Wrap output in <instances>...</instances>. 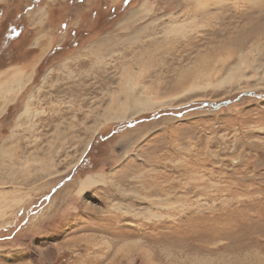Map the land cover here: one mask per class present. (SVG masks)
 I'll return each instance as SVG.
<instances>
[{
    "label": "rangeland",
    "instance_id": "374dc122",
    "mask_svg": "<svg viewBox=\"0 0 264 264\" xmlns=\"http://www.w3.org/2000/svg\"><path fill=\"white\" fill-rule=\"evenodd\" d=\"M146 1L0 3V264H264V0Z\"/></svg>",
    "mask_w": 264,
    "mask_h": 264
},
{
    "label": "bare ground",
    "instance_id": "6f19581e",
    "mask_svg": "<svg viewBox=\"0 0 264 264\" xmlns=\"http://www.w3.org/2000/svg\"><path fill=\"white\" fill-rule=\"evenodd\" d=\"M148 1V0H147ZM146 1V2H147ZM144 3H142L141 5H140V7H141V9H143L144 8ZM140 7L138 8V10H132L131 9V11H129V13H128V15H127V17H126V20L128 19H130V18H135V17H137L138 16V14H139V12L141 11V9H140ZM143 11H144V9H143ZM168 31H171V30H168ZM134 38V37H133ZM133 38H128V40H131V39H133ZM9 69V68H8ZM21 74V79H22V77L24 76V72H23V70L21 69V68H19V67H10V69L8 70V73H7V76L11 79V84L10 85H7V89H5V91L3 92V94H6V93H11L12 94V97L14 96V95H16V93H18L21 89H22V87L28 82V80L30 79V77H31V73H29L27 76H25V78H27V80L25 81V82H20V79H19V76H18V74ZM227 77V76H226ZM133 77H131V79H132ZM19 79V80H18ZM128 80H130V79H128ZM229 80V79H228ZM5 81V80H4ZM14 82V83H13ZM128 84H130V81H128L127 82ZM2 84V82L0 83V85ZM134 85H133V83L131 84V86L129 87V88H131V87H133ZM11 91V92H10ZM0 92H2V91H0ZM11 97V98H12ZM2 98H5V95L2 97ZM11 98H9V99H6V100H10ZM152 98V97H151ZM150 98V99H151ZM149 99V98H148ZM133 101V100H132ZM28 103H26L25 105V109H28L27 107H28V105H27ZM156 104V102H153V101H151V100H143V101H138V102H135L134 104H133V106L130 108V107H121V108H119L115 113H113V114H111V115H109V120L110 119H117V120H121V119H124V118H126V114L128 113H130V114H132V113H138V112H142V111H150L152 108H153V105H155ZM2 111V112H1ZM0 112L1 113H3V110L2 109H0ZM101 180H99V179H96L95 177H93L92 175H86L84 178H82L81 180H80V183H79V186H78V190L80 191V190H82V188H84L86 185H89V184H95V183H98V182H100Z\"/></svg>",
    "mask_w": 264,
    "mask_h": 264
},
{
    "label": "trees",
    "instance_id": "16d2710c",
    "mask_svg": "<svg viewBox=\"0 0 264 264\" xmlns=\"http://www.w3.org/2000/svg\"><path fill=\"white\" fill-rule=\"evenodd\" d=\"M2 14L1 6H0V15ZM9 14L2 19L0 24V39L4 38L5 45H0V51L7 49L9 45L16 43L15 39L20 36L22 29H24L20 24H14L10 22ZM14 45V44H13ZM2 53V52H1ZM18 58L14 56L11 60H17ZM7 65V63L5 64Z\"/></svg>",
    "mask_w": 264,
    "mask_h": 264
},
{
    "label": "crops",
    "instance_id": "0c3cea01",
    "mask_svg": "<svg viewBox=\"0 0 264 264\" xmlns=\"http://www.w3.org/2000/svg\"><path fill=\"white\" fill-rule=\"evenodd\" d=\"M3 2H4V0H1L0 1V3H3ZM0 6H1V10H2V14L0 15V24H1L2 19L6 16V14H8L11 11L8 12V9H7L8 7H6V5H4V4L3 5H0ZM29 34L30 33H29V31H28L27 28L22 29L20 36L17 37V39H15V42L16 43L14 45H16L19 42H23V41L27 40ZM30 35L32 36L31 39L33 40L34 37H35V35L33 36V33H31ZM31 39H30V41H31ZM4 68H5V66H4ZM2 69H3V67H2ZM2 69H0V70H2Z\"/></svg>",
    "mask_w": 264,
    "mask_h": 264
}]
</instances>
